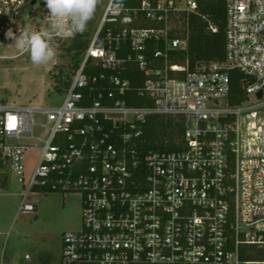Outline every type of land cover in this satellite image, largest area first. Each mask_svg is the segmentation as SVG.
Wrapping results in <instances>:
<instances>
[{"label": "built area", "instance_id": "1", "mask_svg": "<svg viewBox=\"0 0 264 264\" xmlns=\"http://www.w3.org/2000/svg\"><path fill=\"white\" fill-rule=\"evenodd\" d=\"M202 1L100 0L63 103L0 104V171L19 177V213L37 212L29 197L39 188L81 197L82 229L62 237L61 264H264V0H225V59L191 68L176 62L190 18L220 31ZM42 3L0 0V39L49 23L47 12L36 22ZM128 64L143 72L152 107L128 105L130 82L105 74ZM231 71L243 75L238 105ZM152 117L183 125L168 143L176 150L146 148Z\"/></svg>", "mask_w": 264, "mask_h": 264}, {"label": "rangeland", "instance_id": "2", "mask_svg": "<svg viewBox=\"0 0 264 264\" xmlns=\"http://www.w3.org/2000/svg\"><path fill=\"white\" fill-rule=\"evenodd\" d=\"M46 12L43 3L36 7L37 24ZM101 14L100 8L95 23L84 31L87 34L84 40H88L89 44ZM48 24L45 20L41 26L45 28ZM52 44L56 50L55 57L46 64L37 65L12 42L0 39V104L50 108L63 103L65 82L72 81L77 70L74 67L75 52L69 53L67 46L62 49L54 41ZM37 156L36 150L27 153V176ZM22 191L15 172L0 171V264H61L62 237L82 229L81 197L36 189L39 193L31 195L29 201L37 204V212L23 214L19 213L22 199L19 193ZM27 255L29 261L25 259Z\"/></svg>", "mask_w": 264, "mask_h": 264}, {"label": "trees", "instance_id": "3", "mask_svg": "<svg viewBox=\"0 0 264 264\" xmlns=\"http://www.w3.org/2000/svg\"><path fill=\"white\" fill-rule=\"evenodd\" d=\"M125 2L129 7L136 8L141 4L142 0H120ZM95 12L92 19L88 22V27L95 23L98 18V11L100 9V3L95 2ZM201 9L204 13L208 14L212 20L220 27L218 34H208L206 32L205 25L195 17L190 18L189 28V42L188 50L178 53V59L176 62L185 63L189 62L191 68H194L199 63L205 62H222L225 59V0H203L201 2ZM184 31V29H183ZM185 32V31H184ZM84 32L78 33L72 40L61 44L63 49L67 46L69 53L75 52L74 59L76 64L75 69H78L83 55L89 45L88 40H84ZM103 70L97 68L96 70H88L90 74L99 75ZM108 76L118 75L124 80H128L131 84L130 91L125 95L124 99L128 105L132 107H152L153 104L146 97H143L140 90L144 86L145 77L135 64H128L122 72H107ZM231 92L232 96L230 102L233 105H238L244 99L243 88L241 79L243 75L238 71H231ZM71 81L65 82L66 91L69 88ZM61 91V90H59ZM174 120L163 119L160 117H152L145 128V137L147 139L146 148L148 150L158 151H174L176 146L170 143L177 132L183 133V125L181 123L174 124ZM176 130V131H175ZM38 191L52 192L47 188H39ZM37 191V192H38ZM263 257V256H262Z\"/></svg>", "mask_w": 264, "mask_h": 264}, {"label": "clouds", "instance_id": "4", "mask_svg": "<svg viewBox=\"0 0 264 264\" xmlns=\"http://www.w3.org/2000/svg\"><path fill=\"white\" fill-rule=\"evenodd\" d=\"M49 24L45 28H26L5 35L21 53H27L33 64H46L56 55L52 41L58 37L70 38L86 30L92 19L95 0H43Z\"/></svg>", "mask_w": 264, "mask_h": 264}, {"label": "water", "instance_id": "5", "mask_svg": "<svg viewBox=\"0 0 264 264\" xmlns=\"http://www.w3.org/2000/svg\"><path fill=\"white\" fill-rule=\"evenodd\" d=\"M262 96V94H259V97H261Z\"/></svg>", "mask_w": 264, "mask_h": 264}]
</instances>
